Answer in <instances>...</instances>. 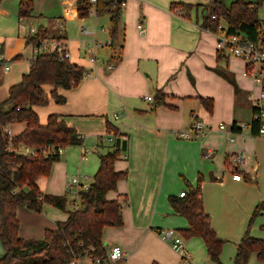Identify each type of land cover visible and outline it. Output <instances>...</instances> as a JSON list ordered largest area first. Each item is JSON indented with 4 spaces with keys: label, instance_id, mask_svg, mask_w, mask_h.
Returning <instances> with one entry per match:
<instances>
[{
    "label": "crops",
    "instance_id": "1",
    "mask_svg": "<svg viewBox=\"0 0 264 264\" xmlns=\"http://www.w3.org/2000/svg\"><path fill=\"white\" fill-rule=\"evenodd\" d=\"M123 1L117 41H112L110 25L108 29L102 28L106 42L98 40L97 31L93 35L87 32L96 41L112 42V46L98 52L105 62L115 64L113 71L98 66L103 63L92 66L82 44H71L64 25L67 19H78L77 0L62 1L69 12L67 19L58 20L63 30L56 39L66 44L70 62L91 71V75L77 89L59 90L67 100L64 105L51 103L48 110H44L48 105L36 106L34 110L41 125L47 124V116L58 115L81 134L85 144L81 147V161H88L89 171L94 175L100 168V154L112 146L103 140L100 147V137L107 139V125L110 123L127 139V153L116 163V170H128V178L108 195L122 206L123 226L105 228L104 247L108 252L112 246H120L126 254L125 264L136 259L144 247L148 256L145 260L141 258V264H173L176 260L158 232L174 229L182 236L189 223L173 210L169 197H180L184 191L188 194L199 182L204 210L211 217L213 231L223 241L217 234L220 230L215 223L217 209L227 200L228 192L242 186L244 176L252 179L253 167H248L247 156V168L240 173L242 180L234 179L233 157L248 154L258 162L261 156L258 139L253 138L251 129V97L256 94V87L245 76L247 65L222 55L216 48L214 33L205 28L204 14L202 19L199 14L204 5L209 6V0ZM172 4H187L192 8L173 9ZM13 11L0 6V61L4 60L5 65L0 73V103L8 98L10 88L29 73L32 60L38 55L36 46L26 42L29 29L21 26L24 21L37 20L34 9L31 18L18 17L19 29L12 19L16 15ZM108 17L111 21V16ZM96 18L101 17L96 15ZM7 21L14 22L13 26H8ZM141 23L146 29L143 35L138 29ZM82 32L85 33L84 28ZM15 56L19 59H12ZM9 59L14 61L13 65L8 66ZM44 90L48 94L53 87L45 86ZM162 96L164 103H160ZM201 98L213 100L212 112L207 111ZM196 120L214 130L192 140L175 136L176 132L190 129ZM221 124L226 125V131L219 130ZM242 125L250 129L243 130ZM89 148L96 155L91 159ZM70 163L68 157L65 162L54 164L49 176L37 180L43 194L64 195V173ZM51 212L54 223L48 222L43 214L19 208L20 237L42 239L45 230L57 229L69 217V213L57 208ZM28 220L38 223V236L24 234L23 222ZM203 242L197 237L187 241V248L197 259L203 255ZM173 252L183 260L178 252Z\"/></svg>",
    "mask_w": 264,
    "mask_h": 264
},
{
    "label": "trees",
    "instance_id": "2",
    "mask_svg": "<svg viewBox=\"0 0 264 264\" xmlns=\"http://www.w3.org/2000/svg\"><path fill=\"white\" fill-rule=\"evenodd\" d=\"M263 4L264 0H257L256 3L236 0L226 7L220 0L212 1L204 10V26L216 30L218 23L211 21V16L215 15L220 21L226 22L230 35L243 34L252 42H264V22L258 15ZM122 5L98 0L95 9L98 16H111L112 41L120 37ZM75 6L79 19L88 18L92 10L90 0H77ZM171 8L188 11L192 6L172 4ZM33 9V0H21L19 19L31 18ZM44 40H48V34L43 29L26 38L27 44L34 46H39ZM61 55L58 52L37 55L32 60L29 73L10 88L8 98L0 103V242L5 251L0 264H70L74 259L101 258L107 252L103 243L105 228L123 226L122 206L117 199L110 200L108 195L117 190L119 182L128 178V170H116V163L127 153L128 141L109 123L107 135L115 136L112 146L100 154V168L88 190L78 192V205L74 204L75 209L68 211V219L59 223L57 229H47L42 240H25L19 235V208L36 213H41L47 204L62 211L67 209V198L43 194L37 180L49 176L53 164L60 160V155L54 151L67 146L84 145V138L60 116L51 115L43 126L34 110L36 106L44 107L49 103L45 86L53 87V100L57 105H64L67 100L59 90L77 89L91 75V71L72 64L69 59H62ZM15 59H19V56ZM220 74L229 79L225 73ZM201 100L207 111L212 112L213 100ZM160 103H164L163 96ZM16 123H24L26 129L10 139L6 128ZM251 126L253 136L258 137L257 124L252 122ZM103 140L100 137L101 148ZM11 145L13 150L9 148ZM22 145L33 149L35 155L22 154L19 151ZM244 177L246 181L252 182L249 177ZM200 185L201 182L186 197L170 196L169 203L189 223V229L182 231V236L186 240L201 238L210 259L219 262L224 241L218 239L212 229L211 217L205 212L200 198ZM262 209L261 204L256 208L255 215ZM252 255L264 263V240L253 238L247 232L237 246L234 264H248Z\"/></svg>",
    "mask_w": 264,
    "mask_h": 264
},
{
    "label": "rangeland",
    "instance_id": "3",
    "mask_svg": "<svg viewBox=\"0 0 264 264\" xmlns=\"http://www.w3.org/2000/svg\"><path fill=\"white\" fill-rule=\"evenodd\" d=\"M20 1L21 0H3L0 4V6L5 5L6 8L12 13H14L13 10L16 11V15L15 17L12 16V19H15V25L17 26L18 29H19L18 9H19ZM62 1L63 0H33L34 13H36L34 16L37 17L36 18L37 20L32 21V22L24 21L21 24V26L24 25V27H27V29H29V33L31 31V28L37 31L39 29L47 30V34H48L47 41L49 45H51L53 38L56 39L59 36L60 30L61 31L63 30L61 29V25L58 24L59 22L58 20L67 19V15L69 12V10L65 8V5L63 4ZM67 1L70 2V0H67ZM212 1H215V0H209V3H211ZM220 1L227 7H230L231 3L235 0L233 1L232 0H220ZM244 1L249 2V3L257 2V0H244ZM205 8H206V5H204L202 11H200L199 15L201 19L203 18ZM96 15H97L96 10L92 9V13H90L88 18L84 19V21L79 18L78 19H67L66 24L64 25V28L66 29L69 41L71 42L72 45L74 46L79 45V44L81 45L84 42L88 44L89 42H93L95 40L94 36H91V35L88 36L87 33H83L82 32L83 28L87 32L92 33V35L96 34L95 31H97L98 40L100 41L102 40L103 42H106L105 40H103V37L105 35L102 34L103 33L102 28L104 27L105 29H108V27L111 26V21L108 17L109 15H102L100 16L101 18L99 19L96 18ZM258 15H259V18L264 22V4L260 7ZM7 22H8L7 23L8 26H13L14 22H10V24H9V21ZM221 23L224 24L223 21H221ZM99 50H97L93 54H95L98 58H100L103 61V64L98 65V66H103V69H106V64L108 63L105 62V59L102 58V56H100L98 52ZM15 58L16 56L13 57L12 59L15 60ZM232 58L236 59L235 57H232ZM238 60H240L242 63L246 65V62L244 60H241V59H238ZM3 61L4 60L0 61L2 63L0 66V73H1V70L5 67V65L3 64ZM8 61H10L8 62V66L10 64L13 65L14 61H11L10 59ZM246 78L252 81L250 77H246ZM51 92L48 93V96H49L48 107H45L44 110H48L49 105L51 103L56 104L52 98ZM255 93L256 94H253V95H255V97H259L260 89L256 88ZM0 98H1V95H0ZM252 108H253V105H252ZM48 119L49 117L47 116L45 121H48ZM242 127H243V130L250 129L246 125H242ZM10 129L12 131L13 136H17L26 129V125L24 123H16L14 125H10ZM78 134L80 133L78 132ZM253 138L258 139L257 141H258V146L261 150V156L258 159V162H256L255 158L252 159L251 156H249L248 154H245V156H247L248 158V163L250 164L248 167H253V170H251L252 182L246 181L244 177L242 181V186L236 187V190L228 192L227 200H225L222 206L217 209V221L218 222H215V221L214 222L217 224V227L220 228V230L217 232L218 236L224 241V245H223L222 252L220 255V261L215 262L210 259L204 242H203V255L198 256V259H197L195 257V254L190 249L187 248V241L189 240H186L184 237L181 236V238H183L187 251L191 255L190 264H234V258H235V254L237 250V245L244 238L247 232H249L250 236L253 238L264 240V138L262 137H253ZM104 140L106 141L105 144H108V141L106 139ZM89 150H90V153L88 156H89V159H91L93 158V156H96V155L94 154L91 148H89ZM262 152H263V155H262ZM68 157L70 158L71 163H70V167L66 171V174L64 173L65 179H66L65 188L63 192L64 195H60V196L67 198V203H68L67 205L72 207L70 209L73 210L75 209V205H78V197H77L78 186L76 185L69 186V182L76 176L81 175L82 185L90 186V184L93 181L94 174H91L92 172L90 173L89 171L88 161H81L82 159L81 146L65 147L64 153L60 156V160L58 162H65ZM239 172H241L240 169L238 170L237 174H240ZM46 195H51V194H46ZM51 196H54V195H51ZM261 204L263 206V209L257 215H255L256 208ZM50 206L51 205H48V204L44 205V208H43L44 211H42L39 214H43L42 216L48 222L54 223L55 219L51 212V209L55 210V207L52 208L53 206L51 207ZM68 206H67V209L64 211L65 214H67L68 210H70ZM23 223H24V234L25 235H36V236L39 235L40 230L38 227L39 226L38 223L34 221H30V220H28L27 222H23ZM45 231H44V236L42 239H44L45 237ZM42 239H37V240H42ZM25 240H31V239H25ZM32 240H36V239H32ZM164 243L166 244L165 241ZM166 246L170 248L173 254L172 258L176 260V263L172 261L173 264H185L183 260H181V258L175 252H173L174 250L171 249L170 244L167 243ZM0 250H1L0 258H2L5 253L2 244H0ZM146 251H148V249L144 247L143 252L140 253V255L136 257V259L128 260L127 264H131V261H132V264H141V258L145 260V257L148 256V254L144 253ZM248 264H264V263H261L260 261H258L256 255H252Z\"/></svg>",
    "mask_w": 264,
    "mask_h": 264
},
{
    "label": "built area",
    "instance_id": "4",
    "mask_svg": "<svg viewBox=\"0 0 264 264\" xmlns=\"http://www.w3.org/2000/svg\"><path fill=\"white\" fill-rule=\"evenodd\" d=\"M98 0H90V5L92 9H96ZM123 6L125 5L124 1L122 2ZM92 12V10H91ZM90 12V13H91ZM211 21L213 23H218L216 30H211L207 28L208 31L214 33L216 37V48L217 50L225 56L235 57L236 59H241L246 62L247 70L245 76L250 77L256 88L260 89L259 97L252 96V105H253V115L252 122H255L258 126V137L264 138V42H252L246 38L243 34L230 35L228 31V26L225 21L224 24L221 23L219 18L215 15L211 16ZM220 21V22H219ZM139 32L141 35L146 33V29L143 24L138 25ZM37 30L31 29L30 34H36ZM85 33L87 31L85 30ZM112 46V42L106 44L94 40L88 44H82V48L90 56L89 61L92 66L103 63V61L98 58L94 52L101 48ZM36 51L39 54L43 53H62V59H69V51L64 42L59 39L52 41V44L49 45L47 40H44L39 46H36ZM114 63L106 64L107 71H113L115 69ZM152 100L151 97L147 98ZM243 128V127H242ZM214 128L212 126H207L204 122L196 120L190 129L176 132L175 136L181 140H192L193 138L203 137L212 132ZM220 131H226V125L221 124L219 126ZM7 134L10 139L13 137L10 126L6 128ZM114 134L107 135L108 142L112 143L114 140ZM230 141L233 142L234 138L231 137ZM10 150H13V145H11ZM53 150V149H52ZM52 150L50 152L52 153ZM19 151L27 156H34L35 151L27 146L22 145L19 148ZM54 153L62 155L64 153V148H59ZM233 163L236 166V169L243 170L247 165V158L243 154H238L233 157ZM235 180H242L240 174L233 175ZM76 185L78 186V192L82 190H88L89 186L82 185L80 176H76L69 182V186ZM187 192L184 191L180 194V197H186ZM78 197V193H77ZM158 234L162 239L170 244L172 248L178 252L185 264H190L191 255L186 250L184 246V241L181 236L174 229L160 230ZM126 254L120 246H112L106 255L101 258H80L74 259L70 264H125Z\"/></svg>",
    "mask_w": 264,
    "mask_h": 264
},
{
    "label": "water",
    "instance_id": "5",
    "mask_svg": "<svg viewBox=\"0 0 264 264\" xmlns=\"http://www.w3.org/2000/svg\"><path fill=\"white\" fill-rule=\"evenodd\" d=\"M109 3H115V2H118V3H122L123 0H108Z\"/></svg>",
    "mask_w": 264,
    "mask_h": 264
}]
</instances>
